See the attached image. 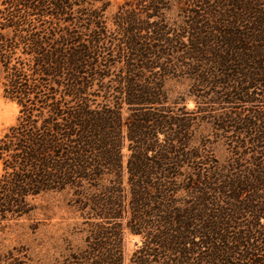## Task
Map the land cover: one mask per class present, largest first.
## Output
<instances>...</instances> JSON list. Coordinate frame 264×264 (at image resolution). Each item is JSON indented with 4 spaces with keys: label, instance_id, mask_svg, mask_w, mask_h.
I'll use <instances>...</instances> for the list:
<instances>
[{
    "label": "trees",
    "instance_id": "trees-1",
    "mask_svg": "<svg viewBox=\"0 0 264 264\" xmlns=\"http://www.w3.org/2000/svg\"><path fill=\"white\" fill-rule=\"evenodd\" d=\"M108 1L0 0V89L18 109L0 225L69 192L84 240L57 264H123L125 230L141 239L129 264H264V0H182L172 18L130 0L112 21Z\"/></svg>",
    "mask_w": 264,
    "mask_h": 264
},
{
    "label": "rangeland",
    "instance_id": "rangeland-1",
    "mask_svg": "<svg viewBox=\"0 0 264 264\" xmlns=\"http://www.w3.org/2000/svg\"><path fill=\"white\" fill-rule=\"evenodd\" d=\"M129 1L109 0L105 12L107 19L112 21L113 15ZM181 1L162 0L164 7L170 9L167 17L175 16ZM165 89L169 97L173 98L184 92L185 85L169 81ZM193 107V103L189 101L187 108ZM17 115V106L3 98L0 89V138L15 123ZM214 152L220 160L226 154L221 143L214 145ZM71 198L69 192L43 195L34 202L36 210L30 216L0 225V249L18 256L24 255L31 259L32 263L45 264H57L64 255H67L68 250L80 249L83 246L84 235L79 229V214L72 205ZM140 244V237L130 234L127 230L123 232V264H129L131 255Z\"/></svg>",
    "mask_w": 264,
    "mask_h": 264
}]
</instances>
